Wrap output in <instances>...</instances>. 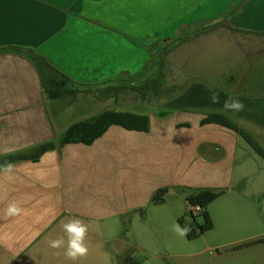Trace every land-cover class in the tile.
I'll return each mask as SVG.
<instances>
[{"label": "crops", "instance_id": "1", "mask_svg": "<svg viewBox=\"0 0 264 264\" xmlns=\"http://www.w3.org/2000/svg\"><path fill=\"white\" fill-rule=\"evenodd\" d=\"M240 1L0 0V164L56 143L37 161L13 163L10 172L0 166V264H73L48 244L64 235L61 224L71 218L90 225L89 254L75 264H127L141 254L145 263L264 264V161H256L240 133L204 122L222 116L263 148L257 116L264 108V35L245 40L239 76L214 85L228 93L215 104L210 95L184 103L135 101L128 92L94 89L149 75L152 51L182 39L174 51L214 29L215 19ZM239 19L263 25L264 33V0H247ZM199 24L208 27L193 35ZM33 54L66 75L75 92L51 98ZM46 78L55 80L54 73ZM234 95L244 105L240 112L223 107ZM119 98L128 107L123 111L148 116V132L113 125L90 145L58 147L72 124L116 110ZM163 189L165 202L154 204ZM201 190L223 194L207 208L213 229L188 240L172 225L191 213L203 224L188 203ZM11 201L21 204L22 215L5 214Z\"/></svg>", "mask_w": 264, "mask_h": 264}, {"label": "trees", "instance_id": "2", "mask_svg": "<svg viewBox=\"0 0 264 264\" xmlns=\"http://www.w3.org/2000/svg\"><path fill=\"white\" fill-rule=\"evenodd\" d=\"M216 26L218 25H215L214 27ZM196 34L197 32H195L193 35ZM180 42H182V39L172 41L163 46V48L157 50V52L160 51L159 55L161 53H166L168 50L175 48ZM11 49L17 50L20 53H25L27 51L26 49L18 47H11ZM30 59L35 63L41 77L44 80V88L51 98L56 99L66 93L75 92V90L71 88V85H73L72 81L62 72L55 69L45 58L40 55L33 54L30 55ZM164 67L165 62L160 63L157 60L156 63H153L152 71L149 75H142L130 80L104 82L95 86L94 89L99 90V88L103 86L105 87L103 90H101L103 94L118 93L121 95L123 92H128L129 94H134L135 101H149L151 96L153 98V96L156 97L158 95L159 87L165 74ZM48 71L54 73L55 80L51 81L46 78V73ZM204 122L216 123L240 133V135L248 142L253 150L264 160V149L260 147V145L256 143L251 137L246 135L244 132H241L234 123L219 115H210L204 120ZM113 125L121 126L130 131L148 132L149 118L148 116L132 112L106 110L94 118L72 124L62 135L57 145L58 147H62L66 144L77 143L90 145L95 140L100 138L107 131V129ZM55 147V142H48L40 145L34 153L29 155H8L2 159L0 166L4 167L7 164H13L24 160L37 161L44 153L54 149ZM166 192L167 191L164 189L158 191L153 197V203L156 205L163 204L165 202ZM222 194L223 192L201 190L196 195L188 198V203L191 208L196 206L200 207V216L204 221L202 225H198L192 213V220L190 223H188L184 217L178 220V223L181 227H184L185 224H188L192 227V231L186 235L188 240H193L200 234L213 229V222L207 211V208ZM255 243H257V241L240 245L238 248L247 247Z\"/></svg>", "mask_w": 264, "mask_h": 264}, {"label": "rangeland", "instance_id": "3", "mask_svg": "<svg viewBox=\"0 0 264 264\" xmlns=\"http://www.w3.org/2000/svg\"><path fill=\"white\" fill-rule=\"evenodd\" d=\"M247 0H241L238 7L230 13L225 14L218 19H215L214 25L220 23L226 24L227 28H215L207 32H201L194 38L183 42L174 51L168 50L166 53L160 51H152L153 62H165L164 78L159 87L158 95L153 96L152 101H202L204 96L212 97L215 94H225L227 92L218 91L214 85H219L225 78L227 81H234L239 76V56L245 49V40L248 37L260 38L264 33L260 30L263 25H255V23H247L245 19L240 20L239 14L242 6ZM242 3V4H241ZM208 26L199 24L195 26V30L200 31ZM187 28V27H184ZM186 36V35H184ZM189 36V35H188ZM187 36V37H188ZM183 38V35L180 36ZM250 39V38H248ZM164 43H159L161 46ZM159 50V49H158ZM208 75V78L206 76ZM234 99H239V95H234ZM210 98V97H209ZM88 101L91 98H87ZM109 103V102H108ZM112 103V102H111ZM111 103L107 105H112ZM109 108V107H108ZM116 110L123 111L128 109L125 100L119 98L118 107ZM142 111V108H138ZM257 118L264 126V108L258 112ZM264 148V146H263ZM256 161H264L259 156H255ZM199 222H203L200 215H195ZM187 220L191 221L192 217L187 216ZM153 252H157L153 248ZM145 258L141 255L133 261H128L127 264H158L155 260L150 259V262L145 263Z\"/></svg>", "mask_w": 264, "mask_h": 264}, {"label": "clouds", "instance_id": "4", "mask_svg": "<svg viewBox=\"0 0 264 264\" xmlns=\"http://www.w3.org/2000/svg\"><path fill=\"white\" fill-rule=\"evenodd\" d=\"M212 103H218V97L213 94L211 97ZM224 109L232 112H240L244 109L243 103L239 99L229 98L224 101ZM13 165L7 164L4 166L5 171L10 172ZM24 212L23 207L18 201H11L7 204L5 214L9 217H17ZM90 225L79 218H71L66 222H62L61 229L64 233L63 236L49 240V247L52 249H63V254L66 259L75 264L76 261L86 257L89 254V246L87 243V237L89 233ZM172 231H174L180 237H185L192 231V227L185 224L181 227L178 223L172 225ZM66 237V239H65Z\"/></svg>", "mask_w": 264, "mask_h": 264}, {"label": "built area", "instance_id": "5", "mask_svg": "<svg viewBox=\"0 0 264 264\" xmlns=\"http://www.w3.org/2000/svg\"><path fill=\"white\" fill-rule=\"evenodd\" d=\"M192 211L199 213V212H201V209L199 206H196V207H192Z\"/></svg>", "mask_w": 264, "mask_h": 264}, {"label": "water", "instance_id": "6", "mask_svg": "<svg viewBox=\"0 0 264 264\" xmlns=\"http://www.w3.org/2000/svg\"><path fill=\"white\" fill-rule=\"evenodd\" d=\"M199 32V31H197ZM192 35L188 36L187 38H191ZM73 88H78L77 86H73Z\"/></svg>", "mask_w": 264, "mask_h": 264}]
</instances>
